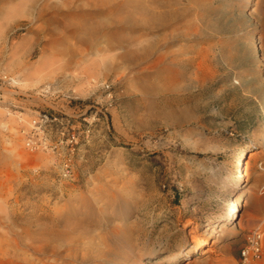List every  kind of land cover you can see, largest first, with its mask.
I'll return each mask as SVG.
<instances>
[{
	"label": "rangeland",
	"instance_id": "374dc122",
	"mask_svg": "<svg viewBox=\"0 0 264 264\" xmlns=\"http://www.w3.org/2000/svg\"><path fill=\"white\" fill-rule=\"evenodd\" d=\"M44 111L95 119L70 174ZM260 224L264 0H0V264H240Z\"/></svg>",
	"mask_w": 264,
	"mask_h": 264
},
{
	"label": "built area",
	"instance_id": "2783aa9c",
	"mask_svg": "<svg viewBox=\"0 0 264 264\" xmlns=\"http://www.w3.org/2000/svg\"><path fill=\"white\" fill-rule=\"evenodd\" d=\"M84 120L85 129L79 130L81 122L70 116H58L49 111L39 112L24 124L20 132L23 136L25 148L30 151L62 152L64 143L69 149L63 158V170L66 175L71 172L72 157L81 141V133L89 136L94 118ZM85 136V135H83ZM70 147V148H68ZM264 245V229L260 224L248 236L246 243L240 249V264H257Z\"/></svg>",
	"mask_w": 264,
	"mask_h": 264
},
{
	"label": "bare ground",
	"instance_id": "6f19581e",
	"mask_svg": "<svg viewBox=\"0 0 264 264\" xmlns=\"http://www.w3.org/2000/svg\"><path fill=\"white\" fill-rule=\"evenodd\" d=\"M250 148V147H249ZM247 150H250V149H244V150H241L240 151V154L238 155V158L236 160V163L240 166V170H237L234 174H232L231 176V180H230V184H234L236 181L240 180V179H244L246 177V175L248 174V170H249V167H247L246 165H244L242 162H241V156L243 155V153ZM247 196V190H243L242 194L236 199V201L234 202L235 205L232 207V209L230 210V213L228 214L227 217L224 216L225 219H231L232 216H233V213L235 211V209L237 208V206L239 205V201H241L242 199L245 200ZM242 202V201H241ZM223 218V219H224ZM208 241L207 240H203L201 241L197 246H196V249H195V252H197V250L205 243H207ZM182 254H184V256H189L191 255V253L189 251H183ZM178 256L176 257H173L171 258V260L169 261L168 264H172V263H175V261H177V259H180V258H177ZM143 264H149V262H143Z\"/></svg>",
	"mask_w": 264,
	"mask_h": 264
}]
</instances>
